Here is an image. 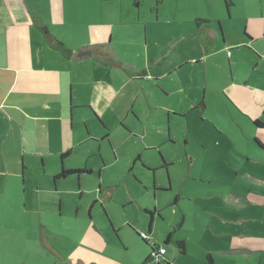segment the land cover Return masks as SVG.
<instances>
[{
	"label": "crops",
	"instance_id": "1",
	"mask_svg": "<svg viewBox=\"0 0 264 264\" xmlns=\"http://www.w3.org/2000/svg\"><path fill=\"white\" fill-rule=\"evenodd\" d=\"M102 1L105 0H78L79 3H88L89 9L93 8L94 10L89 11L88 19L90 21L86 24L87 26L85 25L86 27L82 26L83 29L68 28L75 35L72 40L77 48V52H75V49L68 48L71 46V41L58 42L54 40L57 35L49 33L47 26L38 22L37 15L32 9V6H35L36 11V6L43 4L45 9L51 12L55 5H58V8L62 7L65 0H0V255L9 253L10 255L7 256L13 260L12 255H21L22 243L27 245L30 243L27 234L16 232L12 230V227L8 228L3 225L7 214L16 217V213L20 212H25L26 220L29 219L31 212L43 214L41 221L42 245L52 253L62 255L54 246L52 236L57 233L60 236L59 241H61L74 230L71 229L72 225L68 224L71 220L85 222L80 214L82 207L76 203L79 200L78 196L82 199L85 190H91L88 185L92 183V178L96 179L98 183L101 180L102 183L101 175L105 170L104 165L106 164V169L116 167L110 165L120 163L119 149L126 142H131L129 151L134 153L135 161L132 167L130 164L128 166L130 167L127 170L130 171L128 178L132 179L135 176L136 180L147 179L144 189L137 190L136 193L130 188L133 181L128 183L129 188H124L125 199L122 201L123 204L128 203L126 202L128 199L133 204L137 202L145 212L144 219L149 218L150 220L146 239L141 236L139 230L134 228L136 226L133 224L134 227L124 225L121 228L127 227L145 251L144 255H148L144 264H153L148 261L150 251L152 252L153 248L159 249V247L166 249L164 256L174 255V262L182 264L189 254L187 241L180 236L183 234L182 228L186 225L193 227L198 223L191 214L197 212L198 215H203L198 209L204 206L205 199L211 196V190L209 187L205 189L195 185L196 194H186L184 191L187 188L181 187L173 201L168 200V204L160 202L159 191L170 192L173 190V186L169 175L168 186L164 187L163 184L158 183L156 170H154L156 165L152 166L148 162L149 158H146L142 152L148 149L156 150L164 145L161 142L163 138L158 131V129L161 130V127L155 125L149 129V123H145L141 115L144 111L140 112L138 98L146 87L145 85L141 86L140 83L147 82V79L156 82L158 78L165 77L168 72L171 75L172 71L184 60L180 62L175 58L176 61L172 62L169 70L164 73L160 72L156 63L167 59L168 33L163 28L151 30L148 22L141 21L140 13L133 16V20L124 23H121L123 20L118 21L110 18L111 16L104 18L103 6H100ZM230 1L229 5L226 2L228 7L232 5ZM136 4L138 5V2ZM128 12L130 11L128 10ZM228 14L230 18L229 9ZM62 15L65 19V13ZM208 19V17L196 16L197 29L206 35V40L215 37L221 38V48L238 44L244 46L252 40L247 34V32L249 33L247 24L243 33L229 31L227 39V31L224 29L226 32H223L221 23L216 31L211 26L213 21H208ZM61 23L59 21L57 24ZM120 25L129 26L127 27L128 36L124 34L123 37L126 40H123L122 44H120L121 39L118 40L120 34L123 35L122 29L117 28ZM156 25H164L161 23V18ZM140 30H143V46L138 42L137 34L140 33ZM259 37L258 33L256 39ZM194 45L196 47V42ZM122 47H124L123 51H121ZM66 50L75 54V57L80 60L83 58L93 59L98 63V68L102 64H104L103 66L111 65L114 68L120 67L119 59H122V53L127 51L133 57L137 55V62H132L137 68L133 73H124L122 85L108 99L110 101L103 102L101 89L97 90L95 87L93 93L96 97L93 100H96V106L93 102H81L79 97L77 98L78 102H75L76 97L73 102V72L69 69L71 57L66 55ZM144 58L146 60L141 63L140 60ZM66 59H70V61L68 62ZM195 59L198 58L195 57ZM134 74H137V78L132 76ZM71 85L73 86L71 87ZM68 89L69 94H67ZM148 98L149 94H146L148 112H151L154 110H152L153 106ZM256 98L258 99V96ZM238 102L247 112L245 107L248 106L243 104L240 99ZM80 108L89 109L92 112V117L84 119L80 117L79 119L82 121L75 125L73 113ZM105 108L113 111L118 123L112 124L107 119ZM161 108L163 107L161 106ZM176 110V108H168L166 112L170 114L175 113ZM250 113L254 114L255 112L250 110ZM167 117L169 119V115ZM259 122L262 123L255 119L253 139L256 142L254 141V148L245 150V158L231 156V159L227 161L239 178L236 179L233 174L228 173L217 178H211L214 177L211 175L210 180H207L210 184L214 181V183L223 185V187L217 188L216 194L226 199L228 210H232L234 207V209H242L243 213L233 217L227 215V209L202 207L207 213L217 214L221 221L219 223L208 219L206 215L205 217L200 216L207 228L202 230L203 228L201 229L199 224L197 228L206 232L211 227L212 235L217 241L208 243L209 250L205 254L206 264H229L224 260L228 256H243L252 264H263L264 262V180L247 165V161L253 160L264 165V126ZM170 124L171 122L167 125V132L168 127H171ZM118 127L124 138L116 141ZM87 146L91 148H87ZM159 156L164 161L167 171L169 164L161 155V151ZM77 157L85 158V161L70 165V160ZM38 160L41 161L39 165H37ZM139 162L150 168L142 169ZM74 169L85 170L81 173L60 176L63 170ZM141 169L143 171H140ZM98 170L99 172H97ZM147 171L151 172L152 176ZM200 179L202 178L200 177ZM245 180L249 184L245 183ZM96 185L97 183L91 185L93 190ZM119 185L107 186V188L113 195V192L119 189L117 188ZM220 191L224 192L223 196ZM100 192L101 185L99 184L97 188L99 196H101ZM98 202L99 200L95 199L90 202V205L88 204L89 210L86 212L89 213L91 219L93 217L91 213ZM71 204L73 206L69 220L65 207ZM253 207L259 209L256 210L255 215L249 212ZM170 209L175 212L177 226L174 233L163 234L159 230L165 226L172 227L173 225L168 211ZM166 211L168 216L164 214ZM74 214L75 217H73ZM246 219L259 220V230L249 228L245 222ZM230 222H239L240 226L236 228V226L229 225ZM92 223L96 225L95 221ZM24 226L27 227L23 229L21 226V230L24 232L31 228L27 225ZM90 231L88 230L79 241L74 242L71 251L66 254L68 255L67 260L71 264H110V260L104 255H113L107 250L111 246L113 247L112 244L117 246L118 240L109 238L111 242H108L103 229H100L99 234L93 236ZM118 242L122 244V242ZM172 243L175 254L168 248ZM26 249L31 251L30 248ZM208 255L212 257L213 263H210ZM168 260V258H164L161 264H170ZM20 264L27 263L21 262Z\"/></svg>",
	"mask_w": 264,
	"mask_h": 264
},
{
	"label": "rangeland",
	"instance_id": "2",
	"mask_svg": "<svg viewBox=\"0 0 264 264\" xmlns=\"http://www.w3.org/2000/svg\"><path fill=\"white\" fill-rule=\"evenodd\" d=\"M136 2H138V5ZM226 2L227 0H105L100 3V6H103L104 18L111 16L110 18L118 21L123 20L121 23H124L133 20V16L140 13L142 15L141 21L143 23L148 22L151 30L163 28L168 33L169 37L166 43L168 47L166 49L167 59L156 63V67H159L160 72L164 73L169 70L172 62H175L176 59L180 62L184 60L181 65L172 71L173 73L171 72V75L168 72L165 77L158 78L156 82L147 79V82L140 83L141 86L145 85L146 87L138 98L140 112L144 111L141 115L145 123H149V129L155 125L161 127V130L158 129V131L163 138L161 142L164 145L156 150L148 149L142 152L146 158H149L148 162L152 166L156 165L155 173L158 183L163 184L164 187L168 186L169 175L173 186V190L170 192L159 191L160 202H167L166 204H168L170 200L173 201L175 194L180 192L181 187L187 188L184 191L186 194L195 193V185L205 189L209 187L211 190V196L207 197L204 206L198 209L200 214L203 215H198L197 212L191 214L198 223L193 227L186 225L182 228L183 234L180 236L187 241L189 246V254L186 260L182 261V264H206L205 254L209 250L208 243H216L217 241L212 235L211 227L206 232L201 231L202 228V230H206L207 227H205V223H203L200 216L205 217L206 215L208 219L219 223L221 221L217 214L207 213L202 207L208 206L223 210L227 209L228 205L224 197L221 198L216 194V191L223 185L214 183V181L210 184L207 180H210L211 175L214 176L211 178H217L228 173L233 174L236 179L239 178L227 161L231 159V156L245 158V150L254 148L255 119L264 123V0H231L232 5L230 7L226 5ZM61 6L58 8V5H55L54 10L51 12L47 11L43 4L36 6L37 12L35 6H32V9L37 15L38 22L47 26L49 33L57 35L54 40L58 42L71 41V46L68 48L70 50L75 49L74 51L77 52L76 45L72 41L75 37L74 32L68 28L83 29L82 26L90 21L88 19L89 11L94 9H89L88 3H79L78 0H65V3ZM228 9L231 13L230 18ZM62 13H65V19ZM196 16L208 17V21H213L211 26L216 31L219 23H221L223 32L227 31V39L229 38V31L243 33L247 24V30L249 31L247 34L252 40L244 46L238 44L221 48V38L217 39L215 37L206 40V35L199 32L197 29L198 21L195 20ZM160 18L161 23L164 24L163 26L156 25ZM59 21L62 23L57 24ZM63 26L65 27L63 28ZM127 27L129 26L120 25L117 27L122 29L121 32L123 33L121 35L118 30L120 34L118 40L121 39L120 44L123 40H126L123 37L124 34L128 36ZM142 33L143 30H140V33L137 34L141 46H143ZM258 33L260 37L256 39ZM195 42L196 47H194ZM123 49L124 47L121 48V51ZM122 55L123 58L119 59L120 67L114 68L111 65L103 66L104 64H102L98 68V63L93 59L83 58L80 60L75 57V54L70 53L69 69L73 72L74 84V86L71 85V87L73 86V102L75 97L76 99L79 97L81 102H93L96 106V100H93L96 97L93 93L95 87L97 90L101 89L103 102L110 101L108 99L122 85L124 73H133L137 68L132 64V62H137V55L133 57L127 51H124ZM195 57L198 59H195ZM192 58L193 60H191ZM145 60V58L141 59L140 62L144 63ZM66 61L69 62L70 59H66ZM132 76L137 78V74ZM67 94H69V89ZM146 94H149L148 100L154 111L148 112ZM237 98L248 106L245 107L248 110L247 112L239 105ZM75 102H78V99ZM168 108H176L179 113L175 111V113L169 114L166 112ZM105 110H107L105 113L107 119L112 124L118 123L113 111L108 108H105ZM250 110H254L255 113H250ZM73 114L75 125H78L84 118L92 117V112L89 109H76ZM80 117L82 119H79ZM170 122L171 127H168L167 132V125ZM116 135V141L124 138V135L119 131V127ZM130 143L126 142L119 149L120 163L110 165L116 167L106 169L107 166L104 165L105 170L101 175V179L103 177L102 183L101 180L98 183L96 179L92 178V183L88 185L91 190H85L82 199L78 196L79 200L76 203H79L82 207L80 214L85 222L83 220H71L68 224L72 225L71 229L74 230L72 233L67 234L65 239L62 238L61 241H59L60 236L57 233L52 236L54 246L62 255L54 254L42 245L41 221L43 214L31 212L29 219L26 220L25 212H20L16 213V217L7 214L3 225L8 228L12 227V230L16 232L27 234L30 243L27 245L23 242L20 250L21 255H12L13 260L7 256L10 255L9 253L0 255V264H20L21 262L27 264H71L67 260L68 255L66 254L71 251L74 242L79 241L88 230H91L93 236L99 234L100 229L104 230V236L108 240L113 238L122 242V244H119L117 241V246L112 244L113 247L108 248L107 252L113 255H104L110 260V264H144L148 255H144L145 251L141 248L138 240L135 239L134 234L128 231L127 227L121 228V226L133 224L136 227L132 226L139 230V233L146 234L150 220L149 218L144 219L145 212L137 202L133 204L128 199L126 200L128 203L123 204L122 201L125 199L124 188H129L128 183L133 181L130 188L136 193L137 190L144 189L145 180L147 179L142 177L143 179L136 180L135 176H133L134 179L128 178L130 172L127 171L130 168L128 166L130 164L132 167L135 161L134 153L129 151L131 148ZM87 148L91 147L87 146ZM160 151L166 163L169 164L168 173L164 167V161L159 156ZM144 156L143 158H145ZM83 161H85V158H73L70 160V165ZM40 162L38 160L37 165ZM139 165L142 169L150 168L141 162H139ZM247 165L264 180L263 164L253 160L247 161ZM142 169L140 171H143ZM147 173L152 176L151 172L147 171ZM96 183L97 185L93 190L91 185ZM245 183L249 184L246 180ZM99 184L101 185V196L98 195L99 193L97 194ZM117 184H120L117 187L119 189L114 191L112 195L107 186H116ZM137 185L139 186L137 187ZM252 185L254 187V184ZM228 186L232 187L231 185ZM220 193L223 196L224 192L220 191ZM95 199H98L99 202L91 213V216H93L91 219L86 211L89 210L90 202ZM132 199L136 200L135 198ZM72 206L73 204L65 207L69 220L71 219ZM256 210L259 209L253 207L249 212L255 215ZM168 211L173 225L172 227L165 226L159 230L163 234L166 232L174 233L177 226L175 212H172L171 209ZM242 213V209H234L233 207L232 210H228L227 215L235 217V215L240 216ZM164 214H167V211ZM73 217H75V214ZM94 221L96 225L92 223ZM245 222L249 228L259 230V220L246 219ZM198 224L201 229L197 228ZM24 225L31 227L30 230L27 232L21 230V226L23 229L27 228ZM229 225L236 226V228L240 226L239 222H230ZM142 239L140 240L142 241ZM26 248H30L31 251ZM168 248L175 254L173 243ZM164 258H168L170 264H180L174 262V255H165ZM224 260L229 264H252L243 256H228Z\"/></svg>",
	"mask_w": 264,
	"mask_h": 264
},
{
	"label": "trees",
	"instance_id": "3",
	"mask_svg": "<svg viewBox=\"0 0 264 264\" xmlns=\"http://www.w3.org/2000/svg\"><path fill=\"white\" fill-rule=\"evenodd\" d=\"M227 4L229 5V1L227 0ZM60 45L62 46V44L60 43ZM66 55H70V53L71 52H69V51H67L66 50ZM260 123V122H259ZM260 124H262L263 126H264V123H260ZM81 170H79V169H74V170H63L62 171V173L60 174V176H65V175H67V174H73V173H77V172H80ZM82 172V171H81ZM208 259H209V261H210V263H213V259H212V257L210 256V255H208ZM148 261L149 262H151L150 261V258L148 259ZM161 264V263H160Z\"/></svg>",
	"mask_w": 264,
	"mask_h": 264
},
{
	"label": "built area",
	"instance_id": "4",
	"mask_svg": "<svg viewBox=\"0 0 264 264\" xmlns=\"http://www.w3.org/2000/svg\"><path fill=\"white\" fill-rule=\"evenodd\" d=\"M141 236L146 239L147 235L145 233H141ZM157 250V254L153 255L154 257H157L158 264H160L163 260V256L166 252V249L164 247H159Z\"/></svg>",
	"mask_w": 264,
	"mask_h": 264
},
{
	"label": "flooded vegetation",
	"instance_id": "5",
	"mask_svg": "<svg viewBox=\"0 0 264 264\" xmlns=\"http://www.w3.org/2000/svg\"><path fill=\"white\" fill-rule=\"evenodd\" d=\"M81 170L82 172H84L85 169H79ZM154 170H156V168H154ZM80 172H77V173H81ZM61 174V173H60ZM75 174V173H73ZM157 254V250L155 248L152 249V252H151V255H150V261L154 264H158V261H157V257H154L153 255Z\"/></svg>",
	"mask_w": 264,
	"mask_h": 264
}]
</instances>
